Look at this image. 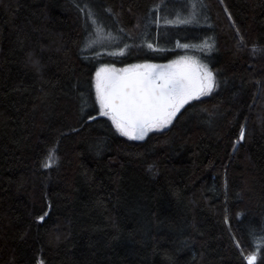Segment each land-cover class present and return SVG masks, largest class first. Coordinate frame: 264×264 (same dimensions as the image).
<instances>
[{
    "label": "trees",
    "instance_id": "obj_1",
    "mask_svg": "<svg viewBox=\"0 0 264 264\" xmlns=\"http://www.w3.org/2000/svg\"><path fill=\"white\" fill-rule=\"evenodd\" d=\"M200 3L155 25L180 1L0 0V264H264V0ZM91 7L117 43L91 46ZM206 41L214 88L167 127L100 114L99 65Z\"/></svg>",
    "mask_w": 264,
    "mask_h": 264
},
{
    "label": "snow or ice",
    "instance_id": "obj_2",
    "mask_svg": "<svg viewBox=\"0 0 264 264\" xmlns=\"http://www.w3.org/2000/svg\"><path fill=\"white\" fill-rule=\"evenodd\" d=\"M182 63L184 58L162 66L132 65L119 70L101 67L95 74L100 114L109 117L121 135L134 140L144 139L151 130L167 127L180 108L192 99L209 95L214 88L215 78L207 66H201L200 74L194 75L177 67ZM243 136L242 131L240 138ZM247 259L248 264H255V256Z\"/></svg>",
    "mask_w": 264,
    "mask_h": 264
},
{
    "label": "rangeland",
    "instance_id": "obj_3",
    "mask_svg": "<svg viewBox=\"0 0 264 264\" xmlns=\"http://www.w3.org/2000/svg\"><path fill=\"white\" fill-rule=\"evenodd\" d=\"M180 4L169 6L165 10H157L155 9V12L153 14V18L150 21L153 24H157L159 21L160 25H164L167 23H177V24H185V23H191L194 20L202 21L204 19V16L201 12V3L200 0H179ZM95 8L91 7V13L89 16V28H90V41H107L110 43H117L118 40L116 38L117 35H115L114 28H111V25L107 22L106 19H103L100 17V14L95 10ZM97 13V14H96ZM162 18V19H161ZM161 19V20H160ZM204 21V20H203ZM148 41V40H146ZM98 42H92L91 46H95ZM177 47L180 49V53L176 56H174L171 59L165 60V61H146V60H138V61H131L128 63L120 64V65H111V64H101L97 67L96 72L104 66H108L109 68H115V69H124L128 68L132 65H169L173 61H180L181 58H184V63L177 66L180 69L189 71L193 73L194 75H199V69L201 66H207L208 70H210L209 61L206 56V52L210 50L212 47L210 41H206L203 45L201 43H191V42H177ZM207 44L209 47H204V45ZM183 45H188V47H183ZM124 52V49H121ZM120 50V53H121ZM95 72V74H96ZM96 75L94 79V90L96 95ZM99 103V102H98ZM156 130V129H154ZM152 131V130H151ZM150 132V131H149ZM50 164L55 165L57 164V156L54 152H48L43 160V165Z\"/></svg>",
    "mask_w": 264,
    "mask_h": 264
},
{
    "label": "water",
    "instance_id": "obj_4",
    "mask_svg": "<svg viewBox=\"0 0 264 264\" xmlns=\"http://www.w3.org/2000/svg\"><path fill=\"white\" fill-rule=\"evenodd\" d=\"M250 256H255V255H253V254H250V255H248L247 257H246V262H247V264H248V257H250Z\"/></svg>",
    "mask_w": 264,
    "mask_h": 264
}]
</instances>
